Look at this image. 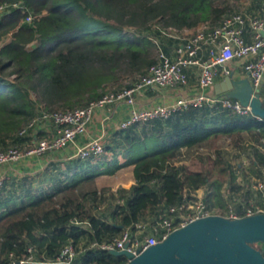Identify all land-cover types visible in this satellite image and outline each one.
<instances>
[{
    "label": "trees",
    "instance_id": "16d2710c",
    "mask_svg": "<svg viewBox=\"0 0 264 264\" xmlns=\"http://www.w3.org/2000/svg\"><path fill=\"white\" fill-rule=\"evenodd\" d=\"M243 1L249 14L264 7V0H0L7 6L0 12V151L45 136L39 129L19 134L42 112L85 107L130 86L160 51L175 55L184 40L174 32L218 25L244 13ZM224 141L250 165L227 158ZM103 143L122 163L69 157L38 175L1 179L0 264L30 254L25 264H123L125 257L99 245L125 229L141 238L161 231V217L196 198L197 189L205 188L199 196L210 207L239 215L264 191L254 188L255 179L264 183V123L250 115L189 106L119 128ZM206 146L210 153L200 152ZM184 149L193 153L186 162L179 159ZM120 167H130L129 185H96ZM68 244L73 258L56 263Z\"/></svg>",
    "mask_w": 264,
    "mask_h": 264
},
{
    "label": "built area",
    "instance_id": "2783aa9c",
    "mask_svg": "<svg viewBox=\"0 0 264 264\" xmlns=\"http://www.w3.org/2000/svg\"><path fill=\"white\" fill-rule=\"evenodd\" d=\"M0 5V12L6 9ZM257 15L234 13L222 19L215 26L208 22L200 24L195 29H185L174 32L173 36L184 41L176 49L174 56L163 52L158 53V61L151 64L147 71L140 75L130 86L117 88L104 94L97 101L85 107L67 111L42 112L32 118L30 122L20 129L19 134L33 135L44 125H51L52 130L48 135L35 138L24 147L11 146L0 151V167L13 162H18L27 157L42 156L45 153L64 149L75 145L81 137L86 141L77 146L73 158L89 159L105 157L103 136H88L89 124L98 109H108L124 106L126 116L119 121L120 129H125L134 123H143L153 118H165L178 109L189 106L207 105L212 109H226L232 114L250 115L257 122L264 123V119L251 112L250 107L242 105L236 98L216 96L210 94V89L220 79L232 75L236 67L240 66L245 77L248 78L252 88V95L261 93L264 81V7ZM30 17L27 16L26 20ZM236 64V65H235ZM187 68H196L198 71L197 86L193 94L179 95L173 102L166 104L156 103L151 106L139 107L137 95L147 88H174L188 84ZM106 113V117L109 113ZM105 117V119H106ZM258 129V128H257ZM2 178H0L1 181ZM1 184V183H0ZM254 188L262 190L264 183L256 181ZM247 207L243 215H239L231 207L221 213L218 209L210 207L201 196L188 200L178 207H170L169 216L161 217V231L157 228L154 232L144 237L133 235L130 230H123L112 242L103 243L99 248L103 250L126 248L133 254L164 239L175 228L181 227L199 217L211 214H220L228 218H237L256 212H264L263 206ZM144 225L137 224L140 233ZM127 246L125 247V245ZM31 252V249H28ZM74 256L71 244L64 246L56 257V263H67ZM32 254L25 260L14 261L13 264L32 262Z\"/></svg>",
    "mask_w": 264,
    "mask_h": 264
},
{
    "label": "water",
    "instance_id": "95a60500",
    "mask_svg": "<svg viewBox=\"0 0 264 264\" xmlns=\"http://www.w3.org/2000/svg\"><path fill=\"white\" fill-rule=\"evenodd\" d=\"M213 92L236 98L264 119V98L252 95L247 77L226 76L213 85ZM263 242L264 212L237 218L211 214L173 229L157 243L138 248L137 254L126 248L109 252L125 257L123 264H264V254L256 246Z\"/></svg>",
    "mask_w": 264,
    "mask_h": 264
},
{
    "label": "crops",
    "instance_id": "0c3cea01",
    "mask_svg": "<svg viewBox=\"0 0 264 264\" xmlns=\"http://www.w3.org/2000/svg\"><path fill=\"white\" fill-rule=\"evenodd\" d=\"M186 71L188 74V84L186 86L174 87V88H160V89L147 88L142 93L137 95L136 97L137 105L139 107H146V106H151L156 103L166 104L169 102H173L179 95L193 94L197 86L198 71L196 68H193V69L187 68ZM243 77H245V75L242 72L240 66L236 67L233 73V78L239 79ZM209 92L210 94L214 95L213 87L210 89ZM107 111L108 109L104 108V109H98L95 112L94 117L91 123L89 124L88 136L102 135L103 141H104L105 138H109L115 130L119 129L118 123L120 120H122L126 116L127 114L126 108L124 106L113 108L112 111L111 110L108 111L109 116L106 117ZM41 130L44 132L45 135H48L52 130V126L49 124L44 125ZM86 139L87 137H81L80 139H78L75 145H70L64 148L65 153L64 155H62V157H54L52 155L46 154L44 156L27 157L18 162L5 164L0 167V178H3L5 176H13V175L14 176H21V175H28V174L29 176H34L35 174L38 175L39 173L44 172L45 169L49 167L51 162L56 161V159L66 160L67 158L71 157L74 154L76 145L77 146L81 145L82 143L86 141ZM69 148H70V151H69ZM61 152L62 150L58 151L59 154ZM250 160H251L250 158L243 159V162H245L246 164L242 163V165L247 167V165H250ZM256 181H258V179H255V182ZM130 183L131 182H129V184ZM44 186H47V184L46 183L42 184V187ZM204 191H205V188H199L196 190V193L198 195H203ZM259 197H256L255 203L258 206H262L263 199H264V191H262V193L259 194Z\"/></svg>",
    "mask_w": 264,
    "mask_h": 264
},
{
    "label": "rangeland",
    "instance_id": "374dc122",
    "mask_svg": "<svg viewBox=\"0 0 264 264\" xmlns=\"http://www.w3.org/2000/svg\"><path fill=\"white\" fill-rule=\"evenodd\" d=\"M242 3H243V5L241 6V8H239L240 11L247 13V14L252 13V11L246 12V10H245V4H247V1H243ZM104 141H105V145H106L108 138H105ZM221 143H222V146H224V148L226 149L224 154L226 155L227 158H229L233 163L241 162L243 164H246L245 162H243L242 156H238L236 150L232 146H230L227 141H224ZM72 149H74V148H72ZM61 150H62V152L59 154L58 151H61ZM210 150H212V149L209 146H206L204 148H201L200 152L210 153ZM69 151H70V148H69ZM64 153H65V150L60 149L57 151L45 153L44 155L48 154V155H52L54 157H62V155H64ZM191 154H193L191 150H185L184 149V152L179 157V159H181V161L186 162L190 158ZM44 155H42V156H44ZM112 155H113L112 152L107 151L106 156L103 158V159L108 160V163L111 166H113V165L117 166V163H122V161L124 160V157L121 153H117L115 158ZM28 176H29V174H28ZM95 182H96V185H98V186H108V187H112V188H115V187L117 188L119 185L120 186L121 185L122 186L128 185L129 182H132V174L130 171V167H120L116 171H114L111 175L98 176L96 178ZM256 246L261 251H264V242L258 243V244H256Z\"/></svg>",
    "mask_w": 264,
    "mask_h": 264
}]
</instances>
